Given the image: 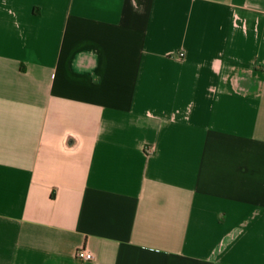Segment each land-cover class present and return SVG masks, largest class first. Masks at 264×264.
Segmentation results:
<instances>
[{
  "label": "crops",
  "instance_id": "1",
  "mask_svg": "<svg viewBox=\"0 0 264 264\" xmlns=\"http://www.w3.org/2000/svg\"><path fill=\"white\" fill-rule=\"evenodd\" d=\"M0 264H264V0H0Z\"/></svg>",
  "mask_w": 264,
  "mask_h": 264
},
{
  "label": "built area",
  "instance_id": "2",
  "mask_svg": "<svg viewBox=\"0 0 264 264\" xmlns=\"http://www.w3.org/2000/svg\"><path fill=\"white\" fill-rule=\"evenodd\" d=\"M75 253L77 257L82 258V259H90L93 256L92 252L85 246H81L77 248Z\"/></svg>",
  "mask_w": 264,
  "mask_h": 264
}]
</instances>
